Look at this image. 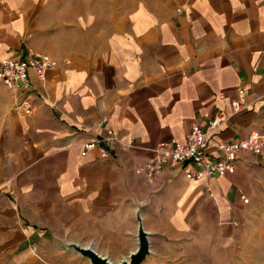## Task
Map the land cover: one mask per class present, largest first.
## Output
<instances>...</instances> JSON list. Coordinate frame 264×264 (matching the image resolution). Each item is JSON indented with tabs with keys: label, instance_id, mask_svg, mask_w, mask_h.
<instances>
[{
	"label": "crops",
	"instance_id": "1",
	"mask_svg": "<svg viewBox=\"0 0 264 264\" xmlns=\"http://www.w3.org/2000/svg\"><path fill=\"white\" fill-rule=\"evenodd\" d=\"M36 52L56 65L30 72L32 115L0 81V263L61 239L130 253L145 202L150 235L214 221L230 237L253 223L264 236V156L242 151L235 171L204 180L177 169L151 184L141 170L160 143L231 113L240 88L247 107L209 136L208 154L264 134V0H0V61ZM108 129L112 156H83Z\"/></svg>",
	"mask_w": 264,
	"mask_h": 264
},
{
	"label": "built area",
	"instance_id": "2",
	"mask_svg": "<svg viewBox=\"0 0 264 264\" xmlns=\"http://www.w3.org/2000/svg\"><path fill=\"white\" fill-rule=\"evenodd\" d=\"M55 65L56 61L43 52L19 59L4 58L0 61V81L9 89L24 95L18 106L22 113L32 115L35 111L30 72L35 71L43 79L46 72ZM238 93L239 98L231 103V113L219 110L205 124H194L184 142L175 140L171 143H160L154 149L155 156L141 168L148 182L154 184L164 171L177 169L184 170L188 179H209L235 171L238 155L242 151L264 156V134L254 132L223 144L222 156L219 158L212 157L207 152L209 136L219 132L225 123L247 107L244 101L245 90L240 88ZM118 141L117 134L108 129L102 138L85 141L82 144V155L86 156L91 149L98 148L102 157L109 158L112 156L110 148Z\"/></svg>",
	"mask_w": 264,
	"mask_h": 264
},
{
	"label": "rangeland",
	"instance_id": "3",
	"mask_svg": "<svg viewBox=\"0 0 264 264\" xmlns=\"http://www.w3.org/2000/svg\"><path fill=\"white\" fill-rule=\"evenodd\" d=\"M223 226L214 221L205 225L191 221L182 224L178 233L150 235L152 253L142 264H264V236L254 223L233 237L228 236ZM69 241H55L45 253L34 255L33 259L0 264H91L88 258L66 246ZM136 246L137 243L133 250ZM128 255L114 251L107 256L117 264Z\"/></svg>",
	"mask_w": 264,
	"mask_h": 264
},
{
	"label": "water",
	"instance_id": "4",
	"mask_svg": "<svg viewBox=\"0 0 264 264\" xmlns=\"http://www.w3.org/2000/svg\"><path fill=\"white\" fill-rule=\"evenodd\" d=\"M145 206L146 202L139 203L136 212V219L138 221L137 246L135 250L131 251L129 255L119 261L118 264H142L152 253L150 232L145 228L142 218V210ZM66 246L73 248L79 254L88 258L91 264H113L107 255L99 253L92 245H82L77 242L69 241L66 243Z\"/></svg>",
	"mask_w": 264,
	"mask_h": 264
},
{
	"label": "bare ground",
	"instance_id": "5",
	"mask_svg": "<svg viewBox=\"0 0 264 264\" xmlns=\"http://www.w3.org/2000/svg\"><path fill=\"white\" fill-rule=\"evenodd\" d=\"M118 263H119V262H118ZM118 263H117V264H118Z\"/></svg>",
	"mask_w": 264,
	"mask_h": 264
}]
</instances>
